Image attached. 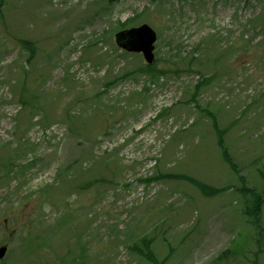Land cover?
Masks as SVG:
<instances>
[{
    "label": "rangeland",
    "instance_id": "obj_1",
    "mask_svg": "<svg viewBox=\"0 0 264 264\" xmlns=\"http://www.w3.org/2000/svg\"><path fill=\"white\" fill-rule=\"evenodd\" d=\"M2 1L0 160L23 166L0 167V264H264V20L251 22L264 0ZM142 23L170 68L157 79L128 74L145 59L115 42ZM202 77L197 103L235 169L213 117L187 102ZM158 172L224 190L144 181Z\"/></svg>",
    "mask_w": 264,
    "mask_h": 264
},
{
    "label": "trees",
    "instance_id": "obj_2",
    "mask_svg": "<svg viewBox=\"0 0 264 264\" xmlns=\"http://www.w3.org/2000/svg\"><path fill=\"white\" fill-rule=\"evenodd\" d=\"M2 0H1V4H2ZM262 20H264V14H260L258 17H256L255 19H253L251 22L253 23V28H255V22L256 23H260ZM125 27H123L122 25H119V28H116V30H122L124 29ZM21 44L24 48H26L29 53H30V57H29V61L31 62L33 60V58L37 55V48L34 46V42L30 39V38H25V39H21ZM241 42L238 43V45H235L236 47L240 46ZM167 62V61H166ZM186 70H193L192 69V62H189L188 63V68ZM137 71H142V72H145L147 73L151 78L153 79H157L159 78L161 75H164V74H167L169 71H170V68H162L159 66V63L157 64H153V65H142L140 67H137L136 69L128 72L131 73V72H137ZM211 82V79L210 77H202L201 81H199L194 87H193V90L192 93H191V96L190 98L187 99V102H190L189 100H192V101H196V108H198L200 111H204L208 114H210L212 117H213V126H214V130L216 132V135L218 136V140H217V145L221 148L222 150V156L223 158L230 164V167L235 169V162H233V160H231V155L229 153V148L227 146V144L225 143V132H226V129H223L221 128L219 122H218V118L217 116L212 113V112H208L207 110H205L203 107L199 106V104L197 103V98L199 96V93L202 89V87H204L206 84L210 83ZM190 91V89H189ZM20 102L22 103V105L24 107L27 106V103H28V106L31 105V101L29 100H26L24 99V97L21 95V98H20ZM24 109H28V108H23V111ZM170 109L169 108H165L163 113L165 111H169ZM66 115L69 117L70 115V112L66 111ZM43 119L47 122V118H45V115L43 117ZM170 138L174 140L178 139L179 138V133H175V134H171L170 135ZM21 146V145H20ZM23 165L17 163L16 159L14 157H7V158H4L2 160H0V167H2V169H4V171L6 173H9V172H13L15 169H20ZM162 178H172V179H177V180H185V181H189L190 183H192L195 187H197V189H199L202 194L208 196V197H211V196H215V195H218L219 193H221L224 189L223 188H215V187H212L211 185L207 184V183H204L188 174H184V173H180V174H163L161 172H158L157 175L153 176V177H150V178H146L144 179L145 182H151V181H154V180H160ZM100 178L98 179H95V181L99 180ZM92 182L94 183V180L93 181H88L87 183L85 182L84 184L82 185H79L81 188H89L92 186ZM47 190H53V189H49V188H46ZM245 190V189H244ZM261 201H262V197L258 196L257 197V202L255 204V206L253 207V212H258L260 210V206H261ZM258 218V217H257ZM259 220V219H258ZM142 244H143V247H141L140 245H134V248L137 250V251H142L143 249L146 250V254L145 256L148 258V259H152L154 256H153V252L150 248V244H151V240L149 239H143L142 241ZM229 253L231 254L232 251L231 249H228L227 251L225 250V252L219 256V261L222 262L228 255Z\"/></svg>",
    "mask_w": 264,
    "mask_h": 264
},
{
    "label": "water",
    "instance_id": "obj_3",
    "mask_svg": "<svg viewBox=\"0 0 264 264\" xmlns=\"http://www.w3.org/2000/svg\"><path fill=\"white\" fill-rule=\"evenodd\" d=\"M157 39L156 32L148 25L120 31L116 34V42L129 52H143L146 60L152 62L154 59V43ZM7 251L6 246L0 247V259Z\"/></svg>",
    "mask_w": 264,
    "mask_h": 264
}]
</instances>
